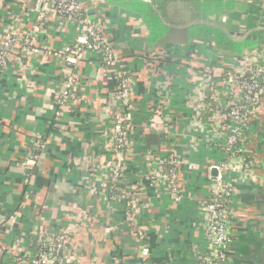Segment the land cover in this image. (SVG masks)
Segmentation results:
<instances>
[{
  "label": "crops",
  "instance_id": "obj_1",
  "mask_svg": "<svg viewBox=\"0 0 264 264\" xmlns=\"http://www.w3.org/2000/svg\"><path fill=\"white\" fill-rule=\"evenodd\" d=\"M251 3L151 2L165 30L159 39L151 38L137 10L84 0L88 18L119 56L115 68L133 75L132 147L124 159L110 141L118 81L97 53L86 51L77 65L76 98L57 116L55 95L67 72L64 53L83 27L52 9L39 10L36 0H0V40L15 28L20 39L31 35L43 48L41 55L13 57L0 69V264H29L39 239L61 231L70 235V263H200L209 248L203 202L218 179L213 167L229 158L225 140L218 138L223 116L216 112L204 121L200 111L208 86L222 108L229 106L231 83L224 75L240 70L242 60L203 37L192 38L190 30L212 26L242 40L245 21L255 23L256 13L247 10ZM256 24L264 47V23ZM40 140L42 156L31 164L28 145ZM241 141L239 156L251 161L252 174L240 165L223 175L224 186L233 191L228 264H264V88ZM169 149L180 162L179 201L169 187L155 182L158 158ZM113 160L126 169L116 185L120 194L111 199L107 185ZM133 212L144 228L148 254L133 229Z\"/></svg>",
  "mask_w": 264,
  "mask_h": 264
},
{
  "label": "built area",
  "instance_id": "obj_2",
  "mask_svg": "<svg viewBox=\"0 0 264 264\" xmlns=\"http://www.w3.org/2000/svg\"><path fill=\"white\" fill-rule=\"evenodd\" d=\"M36 5L39 10L52 9L59 18L76 21L83 27V32L77 37L76 43L68 47L64 53L67 72L64 76L62 89L56 94L60 105L63 104L62 106H65L64 104L67 103V99L72 97V92L70 90L73 89L74 83L79 78L75 70L79 62L85 59L86 51H93L98 55H103L106 64H102V67L114 72L118 81L114 98L115 101L117 100V103L121 105V108L117 105L116 109L113 111L112 126L115 132V150L117 154L122 156L127 149V144L131 142L129 131L133 126V114L129 106L132 104L133 75L128 71L117 70L115 68L119 61V56L98 24L88 18L84 0H36ZM40 19L42 21L43 16H41ZM42 26L43 24L41 23L40 27ZM2 38L0 42V67L10 64L13 57H17L18 55V58L20 56L27 58L30 54L34 55L36 52L42 53L43 51L41 47L34 45L31 35H26L23 39H20L18 30L15 28H10ZM18 44H22L20 49L17 48ZM14 54L17 56H14ZM257 56H246L241 61L242 68L238 70L241 75H244L246 71L252 74L249 80H239L237 82V85L238 83L240 84L238 87L246 91V99L252 105L249 110L251 113L256 112L259 108L263 90L259 77L264 76V66L259 62L260 56ZM253 65L255 67H253ZM235 86V82L231 83V95L238 97V92L233 90ZM235 101L236 100L230 101L229 103L231 111L228 113V117L231 119V124L226 126V130L231 133H229L230 135L226 138V135L221 132V134L225 135L226 140L224 145L227 150H232L233 145L242 137L243 126L249 121L244 117L245 114L242 112L245 106H241ZM199 107L202 108L203 105L199 104ZM223 121L224 119L218 121L221 129L224 127ZM117 129L119 132H117ZM117 160H114L110 168L115 183L120 181V167L122 166V161L120 160V162ZM158 162L160 166L169 163L174 167L170 169L169 172L158 174L155 182L157 185L169 187L172 197L176 201L181 200L182 194L178 175L180 162L172 149L168 150L167 156L159 157ZM241 166L247 172L252 171L251 161L246 164L243 163ZM213 168L219 169V166L215 165ZM217 178L211 195L203 202L209 248L206 251V255L203 254L204 256L201 257L200 264H228V247L229 242L232 240L229 206L233 197V191L227 186H224L221 175L217 176ZM225 201H229V204H225ZM134 209L135 207H133V210ZM135 216L136 213L133 212V216H131L133 229L137 231L139 239L144 243L143 253L148 254L149 248L147 244L142 241L145 236L144 228L138 226ZM1 238L2 230H0V240ZM38 243L41 245V249L38 254L30 258L29 264L70 263V235L67 231H61L51 237H41Z\"/></svg>",
  "mask_w": 264,
  "mask_h": 264
},
{
  "label": "trees",
  "instance_id": "obj_3",
  "mask_svg": "<svg viewBox=\"0 0 264 264\" xmlns=\"http://www.w3.org/2000/svg\"><path fill=\"white\" fill-rule=\"evenodd\" d=\"M108 1L117 3L118 5L123 6V7H129V8L137 10L139 13L142 14L143 18L146 21L147 26L149 27L151 31L150 33L151 38L152 36L153 37L155 36L156 38H159V39L164 37L165 30L162 29L159 14L157 12V9L154 8V6L151 4L152 2L153 4L160 5V2L162 0H148L150 2L142 1V0H108ZM200 1L202 2V6L206 7L209 5L210 1L212 0H200ZM248 7L249 8H247V10L249 11V14L256 13L254 14L256 17L255 18L252 17L251 19V20L254 19L255 23L245 21L246 31L243 32V35H246V36L244 37V39L239 40V41L232 40L228 37V34L223 29L215 28L212 26H205V25L193 26L194 28L190 30L192 38H197V36H199V37H203V39L211 43L214 42L217 48L223 49V50H229L230 53H232L235 57L239 58L240 60H243L246 57L245 54H243L245 49L253 50L256 48V52L251 53L250 56L251 57L254 55L260 56L259 62L261 65L264 66V57H263L264 47L261 46V42H262L260 39L261 37L258 38V36H260L259 35L260 32L256 31V27H257L256 22L260 20L261 22L264 23V13L262 12L264 9V0H252V3L249 4ZM197 28H199L203 33L197 34ZM14 56H17V55L14 54ZM99 56L101 58L100 59L101 63L106 64V61L103 55H99ZM24 58L26 57H21L20 59L25 60ZM253 67L255 66L253 65ZM209 73H211L210 70H209ZM251 76L252 74L248 71H246L244 75H241V73L238 70H230L224 75V78L228 79L230 83L235 82L236 86L234 87L233 90L237 91L239 94L238 97H234L230 94L228 97L229 101L232 102L236 100L235 102H238L239 105L245 106L242 112L243 114H245L244 117L247 118L249 121L251 118H253L255 112L251 113L249 111L252 105L246 99V91L243 90L242 88H239L238 86L240 84L238 83L237 85V82L239 80L240 81L249 80ZM259 81L261 83L262 88H264V78L259 77ZM214 97H215V93L213 92L212 87L211 86L206 87L205 97H204L205 98L204 107H203V110L200 111L201 118L204 121H207L209 120L210 117H213L214 113L219 112L223 116V119H224L223 121L224 127L223 129L221 128L219 129L222 133L226 135V138H227L230 135L229 133H231L230 131L226 130V126L231 124V119L228 117V113L231 111V107L228 106L227 108H222L221 105L215 100ZM131 130L129 131V135H131ZM241 140H242V137L239 138L237 142L233 145L232 150H227L225 145H223V148L228 154V156H239L240 155L239 149H240L241 142H242ZM43 144H44V140H40L36 144L28 145V148L33 153L34 155L33 158L35 160H39V158L42 156ZM173 167L174 166L170 165L169 163L161 165L160 169L156 171V175L160 173H164V172H169L170 169H172ZM117 183L118 181L115 183L113 179V175L112 173H110L109 184L107 185V193L111 199L115 198L116 196H119L120 194V192L116 188ZM225 204H229V201H225ZM139 223H142L140 219H139ZM231 241L229 242V245L231 244ZM40 249H41V245H39L38 243L36 254L39 253ZM204 255H206V252ZM68 264H75V263L72 262Z\"/></svg>",
  "mask_w": 264,
  "mask_h": 264
},
{
  "label": "rangeland",
  "instance_id": "obj_4",
  "mask_svg": "<svg viewBox=\"0 0 264 264\" xmlns=\"http://www.w3.org/2000/svg\"><path fill=\"white\" fill-rule=\"evenodd\" d=\"M3 39V38H2ZM2 39L0 40V42L2 41ZM21 43H23L22 41H20ZM42 50H43V48H41ZM254 52H256V51H254ZM37 55H41V53H38V52H36V53H34V55L33 54H30L29 56H37ZM248 56H250V54L248 55ZM10 64H7L6 66H4V67H0V69H2V68H5V67H7V66H9ZM75 85H73L74 87H73V89H71L70 91L72 92V97L70 98V99H67V103L70 101V100H72L73 98H76V92H75V88H76V85L77 84H79V78L76 80V82L74 83ZM62 89V88H61ZM61 89L57 92V93H59L60 91H61ZM69 100V101H68ZM55 102H56V104H57V107H58V109H57V116L59 117V116H61L62 115V112H63V109H64V106H62V105H60V103H59V101H58V98L56 97V95H55ZM66 103V104H67ZM66 104H64V105H66ZM117 105H119L118 103H117V100H116V105H115V109H116V107H117ZM130 108H131V111H132V114H133V117H132V123L134 124V112H133V103L131 104V106H129ZM119 108H121V105H119ZM248 124H249V121L247 122V124L246 125H244L243 126V133L245 132V130L247 129V126H248ZM218 128H220L219 126H218ZM111 131H112V133H111V135H110V141H111V146H113V148L115 149V144H114V136H115V132H114V127L112 126V129H111ZM116 131V130H115ZM117 132H119V130L117 129ZM219 132V135L218 136H220V137H218V138H220L221 139V141L220 142H222V141H224L225 139H224V137L223 136H221V134H220V130L218 131ZM130 138H131V135H130ZM35 144L37 143V142H34ZM225 143V142H224ZM131 147H132V141L131 142H129L128 144H127V149H126V151H125V153L122 155V157L125 159L126 157H127V155L130 153V151H131ZM116 151V150H115ZM34 155H33V153L32 152H30L29 154H28V157H27V161H30V163L32 164H34L35 163V161L37 162V160H35L34 158ZM29 159V160H28ZM37 159V158H36ZM249 162V160L248 159H244V158H242V156H229V158H227V160H225V161H223V162H221L220 164H218L217 166H219V169H217L216 171H217V174H218V176H220L221 175V178H222V181L224 180L223 179V175H224V178H226L225 176H226V174L227 173H229V171H235V169L237 168V166H240V165H243V163H248ZM114 163V160L111 162V165ZM110 168H111V166H110ZM125 163H123L122 164V166L120 167V173H121V175L119 176V178H120V181L121 180H123V176H124V174H125ZM244 169V168H243ZM248 173L249 174H252L250 171H248ZM232 230V229H231ZM233 233V232H232ZM232 235V239H233V234H231ZM143 242H146V236H144V239L142 240Z\"/></svg>",
  "mask_w": 264,
  "mask_h": 264
},
{
  "label": "water",
  "instance_id": "obj_5",
  "mask_svg": "<svg viewBox=\"0 0 264 264\" xmlns=\"http://www.w3.org/2000/svg\"><path fill=\"white\" fill-rule=\"evenodd\" d=\"M216 170H217L216 168L213 169L214 175L217 174V171Z\"/></svg>",
  "mask_w": 264,
  "mask_h": 264
}]
</instances>
